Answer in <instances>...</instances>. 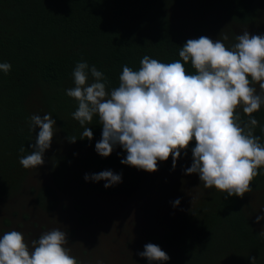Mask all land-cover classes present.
Masks as SVG:
<instances>
[{"label": "trees", "instance_id": "16d2710c", "mask_svg": "<svg viewBox=\"0 0 264 264\" xmlns=\"http://www.w3.org/2000/svg\"><path fill=\"white\" fill-rule=\"evenodd\" d=\"M207 3L219 6L240 25L256 23L264 10V0H0V63L12 65L8 74L0 71V196H13L22 187L26 169L18 157L30 154V145L39 132L38 127L34 132L29 130L32 114L51 113L57 132L53 137L68 141L67 137L74 136L79 149L101 139L98 116L85 125L93 132L91 141L80 139L84 127L72 118L78 104L65 89L70 88L77 62L95 65L108 78L110 90L118 86L122 66L139 70L145 55L163 63L180 59L179 49L188 39L206 35L207 23L193 18ZM173 7L178 17L172 14ZM185 68L188 73L195 71L190 62ZM89 78L93 79L90 74ZM30 99H38L42 106L33 112ZM237 111L247 120L242 109ZM252 115L264 125V105ZM254 134L261 136L264 144L259 126ZM21 146L24 153L19 152ZM194 146L193 140L187 151ZM74 158L66 152L51 154L52 184L31 189L42 210L53 211L60 205L57 190L70 193L77 189V182L85 175L80 168L84 160L77 158L75 163ZM121 159L118 155L104 158L97 154L89 162L90 172L110 169L122 173V183L109 190L132 192L138 184L136 168L121 164ZM90 182L91 188L102 191L99 184ZM250 187L264 189V175L255 177ZM223 197L213 188L201 205L181 213L176 222L147 241L170 257L152 264H211L219 253L263 257L264 236L242 209L241 198ZM138 264L149 261L141 257Z\"/></svg>", "mask_w": 264, "mask_h": 264}, {"label": "clouds", "instance_id": "9594fccd", "mask_svg": "<svg viewBox=\"0 0 264 264\" xmlns=\"http://www.w3.org/2000/svg\"><path fill=\"white\" fill-rule=\"evenodd\" d=\"M234 39L236 43L226 46L229 36L223 30L215 41L207 36L188 39L179 49L180 59L170 63L145 55L139 70L123 65L118 86L110 90L108 78L95 65L77 62L72 72L74 87L65 89V94L78 104L72 118L84 127L80 139L92 140L93 132L85 125L98 116L102 134L95 144L97 154L106 158L119 146L126 152L121 164L148 173L156 172L158 162L169 157L174 170L194 140L192 163L184 174H198L205 189L214 188L225 200L243 198L253 191L254 178L264 175L260 171L264 169V144L254 134L258 126L264 133V125L252 115L264 105V35L244 30ZM189 62L194 73L186 71ZM11 68L9 62L0 63L4 74ZM237 109H242L247 120ZM28 120L29 130L38 127L39 132L30 154L18 160L24 169H37L51 147L56 121L51 113L32 114ZM67 139L70 143L77 140L74 136ZM19 152L24 153L25 147ZM122 175L109 169L86 173L84 179L106 181L107 189L122 183ZM191 197L193 203L196 197ZM172 204L178 206L180 199ZM261 220L264 216H256L257 223ZM259 235L264 236V230ZM68 242L67 232L60 228L43 231L31 240L20 231H6L0 236V264H82L71 255ZM137 255L149 264L170 259L152 243ZM250 260L256 264L255 257Z\"/></svg>", "mask_w": 264, "mask_h": 264}, {"label": "rangeland", "instance_id": "374dc122", "mask_svg": "<svg viewBox=\"0 0 264 264\" xmlns=\"http://www.w3.org/2000/svg\"><path fill=\"white\" fill-rule=\"evenodd\" d=\"M200 9L201 12L193 19L207 23L205 36L213 41L219 38L222 30L229 36V40L224 42L226 46L236 43L233 41L235 36L244 30L251 35H264V10L260 11L256 23L240 25L229 19L219 6L207 3ZM171 12L179 16L175 7ZM215 28L220 31L217 33ZM88 82L91 83L92 79L89 78ZM69 87H74L73 81ZM30 101L29 107L33 112L42 106L38 99ZM95 144L79 149L62 136L53 137L51 147L45 151L44 164L37 169H26L17 194L0 196V236L6 231L17 230L25 235L26 240H31L38 238L43 231L60 228L67 232V247L71 249V255L82 264H96L97 260H102L103 264H138L141 257L137 253L144 250L146 242L176 222L178 215L201 205L212 190L203 187L198 174H184V169L192 163V153L187 151L186 156L181 153L174 170L171 157L158 162V170L154 173L136 169L138 184L132 192H124L123 188L110 191L104 187L106 181L95 182L102 191L95 190L91 188L90 181L86 182L81 177L76 190L70 193L57 190L60 205L64 207L57 204L53 211L46 212L37 206L31 189L52 184L51 154L56 151L70 153L75 157V163L77 158H82V174H91L89 162L97 155ZM112 154L126 157V152L119 146ZM191 196L196 197L193 203ZM177 198L180 204L173 207L172 202ZM240 202L255 228L264 230V220L256 222V216H264L261 208L264 207V189L246 193ZM67 230L74 233L69 234ZM241 254L237 257L235 253H219L215 256L217 261L211 264H251L250 257ZM259 257H255L256 264H264V256Z\"/></svg>", "mask_w": 264, "mask_h": 264}]
</instances>
